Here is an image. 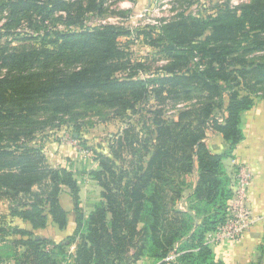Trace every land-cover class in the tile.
Masks as SVG:
<instances>
[{
    "label": "trees",
    "instance_id": "16d2710c",
    "mask_svg": "<svg viewBox=\"0 0 264 264\" xmlns=\"http://www.w3.org/2000/svg\"><path fill=\"white\" fill-rule=\"evenodd\" d=\"M108 1L0 2L9 10L0 29V203L9 202L8 216L32 228L11 227L9 233L0 227L3 259L225 264L208 237L229 216L235 179L224 161L245 139L243 114L264 99V0L206 18L177 14L135 33L115 26L83 28L88 14H105ZM58 13L81 30L45 32L31 38L35 45L22 48L1 42L24 21L37 16L45 22ZM131 36L143 38L162 56L158 74L140 77L146 62L134 60L121 42ZM168 102L189 106L170 118ZM92 115L103 123L119 119L124 128L109 139L107 154L92 151L98 169L89 174L102 191L86 216L74 173L51 167L43 147L30 143L67 125L80 134L81 119ZM209 133L222 136L227 151L211 152ZM64 189L74 206L73 234L60 243L38 239L35 232L50 221L67 229L60 200ZM172 255L175 261L168 262Z\"/></svg>",
    "mask_w": 264,
    "mask_h": 264
},
{
    "label": "rangeland",
    "instance_id": "374dc122",
    "mask_svg": "<svg viewBox=\"0 0 264 264\" xmlns=\"http://www.w3.org/2000/svg\"><path fill=\"white\" fill-rule=\"evenodd\" d=\"M6 1L9 0H0ZM46 1V0H41ZM66 2H73L76 0H65ZM251 0H109L105 5V14L99 15L97 13L88 14L85 18L83 28L93 29L102 26H115L126 31L141 30L145 28H157L161 21H171L177 14L185 13L194 15L196 17L206 18L210 15H215L220 9L235 10L242 5L248 4ZM9 10L2 9L0 6V29L4 31L5 25L9 20ZM80 31L81 26H71L67 23V14L58 13L47 18L45 22H41V18L34 16L29 21H24L22 25L13 29L10 36L5 37L1 42L8 44L11 47H24L27 45H35L37 41L31 38H40L45 32L53 31ZM123 44L129 45L132 52V58L138 62H146V69L140 77L148 78L158 74L164 66L165 61L162 56L153 48L144 44L143 38L136 36L123 37L121 39ZM150 106H156L155 101H151ZM189 104L168 102L166 106L167 115L172 118L175 117L177 111L184 109ZM258 110L264 111V99L257 102ZM218 118L222 119L220 113ZM258 116V114H257ZM106 116H104L105 118ZM83 128L80 134H77L72 125H67L60 130L50 129L45 133L38 135L36 140L32 141L30 145L34 148H42L49 158L50 166L57 168L61 165L71 167L78 174L80 182V189L82 191L83 206L87 208L90 204L99 200L101 194L100 187L91 183L90 177L87 175L93 168L94 154L92 151H98L103 154L108 153L109 139L116 135L124 124L119 119H111L103 123L101 116L92 115L89 118H82ZM255 120V121H254ZM254 122H259L260 117L254 119ZM247 116L242 117V129L246 130L249 122ZM60 156V157H59ZM60 158V159H59ZM66 158V159H65ZM48 162V163H49ZM244 167L252 174L245 164H240L236 167ZM65 193L69 196L67 189L63 190L62 203L67 205V198ZM64 194V196H63ZM9 202L2 201L0 203V227L7 228L10 233L11 227L17 226L9 214ZM21 228V227H20ZM2 242V240H0ZM3 243H0V259H3L2 250ZM73 252L75 248H72ZM61 260V258L59 257ZM0 264H2L0 262ZM140 264H151L148 260H143Z\"/></svg>",
    "mask_w": 264,
    "mask_h": 264
},
{
    "label": "crops",
    "instance_id": "0c3cea01",
    "mask_svg": "<svg viewBox=\"0 0 264 264\" xmlns=\"http://www.w3.org/2000/svg\"><path fill=\"white\" fill-rule=\"evenodd\" d=\"M244 115L250 120L247 129L243 130L245 139L237 146L234 152V157L226 159L224 165L228 175L233 179H235L236 176V167L240 164L248 166L252 173V182L248 192V205L252 212L254 224L238 242H224L218 245H211V248L217 258L225 264H264V111L258 110L256 104L251 111L244 113L243 116ZM258 117H260V121L254 122V119L257 120ZM206 144L209 150L215 154H223L229 147L223 140L222 136L214 135L212 133L207 135ZM45 155L47 156V154ZM47 159L49 162L48 157ZM89 160L93 163V168L89 171L90 173L91 171L98 169V164L95 163L91 157ZM49 165H51L50 162ZM59 167L65 168L73 173L75 172L71 167H66L65 165ZM89 173L87 175L90 177ZM74 175L76 179H79L78 174ZM194 182L195 178L192 177L191 183L194 184ZM91 183L98 186V184L92 179ZM78 184L80 187V182H78ZM65 196L67 198L66 206L63 205L61 198L60 200L63 208L68 213L67 229L62 231L50 221L46 229L35 232L38 239L44 238L55 243H60L73 234L76 227L74 206L70 195L68 196L65 193ZM98 199L99 200H96V202L85 208L82 202L81 191V206L86 216L93 211L95 205L101 200V194ZM182 208L186 210L188 205L184 203L182 204ZM13 221L22 229L32 230L29 223L24 222L19 218ZM1 263L14 264V262L5 259H3Z\"/></svg>",
    "mask_w": 264,
    "mask_h": 264
},
{
    "label": "built area",
    "instance_id": "2783aa9c",
    "mask_svg": "<svg viewBox=\"0 0 264 264\" xmlns=\"http://www.w3.org/2000/svg\"><path fill=\"white\" fill-rule=\"evenodd\" d=\"M251 182L252 174L244 167L238 168L235 176L234 194L228 204V219L208 237L210 245H218L224 242H238L253 226L254 219L248 205V192ZM175 259L176 256L172 255L167 258V261L173 262Z\"/></svg>",
    "mask_w": 264,
    "mask_h": 264
}]
</instances>
